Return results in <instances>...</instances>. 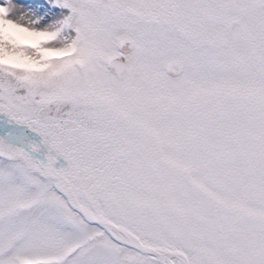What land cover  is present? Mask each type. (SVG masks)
<instances>
[{"label": "rangeland", "instance_id": "374dc122", "mask_svg": "<svg viewBox=\"0 0 264 264\" xmlns=\"http://www.w3.org/2000/svg\"><path fill=\"white\" fill-rule=\"evenodd\" d=\"M21 1L0 0V106L6 111L19 109L25 121L37 125L47 138L55 133L52 139L59 145L55 155L71 182L85 191V202L100 201L98 208L105 217H121L151 244L174 248L185 244L196 251L189 254L194 264H264V18L259 30L257 26L246 30L249 16L264 12V0L259 4L246 0L251 6L245 10L242 37L235 30L228 36V29L230 41L223 49L214 47L219 50L212 49L208 59L188 61L179 77L157 76L172 96L162 89L157 93L144 89L142 72L160 69V60L167 56H162L167 46L161 47V35H168L185 52L190 50L186 40H199L183 36L179 42V30H165L160 19L142 25L129 12L132 5L146 2L179 13L175 6H189L190 0H33L26 8L28 23L11 24ZM51 12L58 15L47 21ZM208 25L219 33L225 29L218 19H209ZM104 28L115 34L131 30L136 38L149 32L156 39L152 53L159 58L157 63L143 57L142 48L135 50L125 78L137 87L124 91L141 114L134 115L151 123L171 157L121 158L97 151V131L118 133L116 127H107L100 113L108 105L97 89L105 80L114 81L103 64H96L101 62L99 44L87 43L93 57L79 65L86 42L72 57L48 61L43 56L45 51H61L82 33L109 48L115 35L103 39ZM201 32L205 38L212 35L211 30ZM168 37L163 36L165 44ZM29 66L46 68L28 70ZM113 79L118 86L126 83ZM215 81L221 85L214 86ZM138 144L135 138L131 147ZM69 148L81 152L74 154ZM11 154L15 161L6 158ZM48 183L39 162L0 134V264H21L17 258L28 256L29 261L46 253L53 259L71 254L65 260L50 258L48 264H163L106 234L77 248L80 237L100 229L72 209L65 195L48 189ZM175 261L186 264L179 255Z\"/></svg>", "mask_w": 264, "mask_h": 264}, {"label": "flooded vegetation", "instance_id": "af4514ba", "mask_svg": "<svg viewBox=\"0 0 264 264\" xmlns=\"http://www.w3.org/2000/svg\"><path fill=\"white\" fill-rule=\"evenodd\" d=\"M193 4L189 6L184 5H177L175 6L180 12L177 13L173 7H168V14L166 9L164 8L163 11H160V17L164 18L170 25L171 23L177 26L180 30V34L178 35V41L181 42L183 35L188 37H195L199 40V30H209L208 21L209 19H218L220 25L224 27H230L234 24H238L243 16L241 12L242 9L245 7L246 0H190ZM232 12V13H231ZM200 16L206 18L208 21L200 20ZM213 31V29H211ZM215 32H212V36H207L203 38L206 41V44L214 45V36ZM219 38V37H218ZM110 76L116 79H124L127 84H131L132 81L126 79L127 71L121 76L118 77L112 71H108ZM142 72V71H141ZM108 83L109 80H106ZM109 95V92L105 93ZM118 108V107H117ZM114 106L112 108H102L100 111L101 115L105 119L104 123L112 124L114 126H122V125H130L131 123L138 124V120L135 119L134 116L129 114L127 111H123L121 115L124 117H117V114L114 112ZM156 145H153L152 142H149L147 139L140 138V141H145L149 144L150 149L147 150H140L137 149L135 152L136 154H144L145 156H164L165 154L162 153L161 150L160 140L156 137ZM124 143H130L131 140L125 138L122 140ZM102 143V151L106 153V155H114L113 148L114 145L117 143L116 140H112L110 138H101ZM109 148V149H108ZM120 155L125 156H135L133 151L129 149H123Z\"/></svg>", "mask_w": 264, "mask_h": 264}, {"label": "bare ground", "instance_id": "6f19581e", "mask_svg": "<svg viewBox=\"0 0 264 264\" xmlns=\"http://www.w3.org/2000/svg\"><path fill=\"white\" fill-rule=\"evenodd\" d=\"M33 2V0L31 1V0H22L21 1V5L20 6H18V9L15 11V13H14V20H13V22H11V24H14V25H17L18 23H19V21L20 22H23V23H28V20L30 19V18H28V15H27V9L26 8H28V6H30L29 4H31ZM32 6V10H33V5H31ZM55 15H58V13H56V12H51V15H50V17L48 18H46V20L47 21H54V19L56 18V16ZM34 17V16H33ZM53 18V19H52ZM73 191H74V193H75V195L76 196H78V197H80L81 196V191L77 188V187H75V186H73ZM127 232V234L130 236V237H133V235L129 232V231H126ZM121 236L124 238V239H126V237H124L125 235L122 233L121 234ZM95 241V240H94ZM87 245H85L84 247H86ZM99 246H103V243H100L99 244ZM83 247V248H84ZM83 248H81V249H83ZM80 250V249H79Z\"/></svg>", "mask_w": 264, "mask_h": 264}, {"label": "water", "instance_id": "95a60500", "mask_svg": "<svg viewBox=\"0 0 264 264\" xmlns=\"http://www.w3.org/2000/svg\"><path fill=\"white\" fill-rule=\"evenodd\" d=\"M115 68V67H114ZM41 141H42V143L43 144H45L44 143V141L41 139ZM46 145V144H45ZM47 154V151L45 152V155ZM49 161H48V159H46L45 161H44V166H45V168H47V166H49ZM76 201L78 202V204L80 205V207H81V211L85 214L87 211H89V209L88 208H86L84 205H82L80 202H79V200L78 199H76ZM90 212V211H89ZM144 249L146 250V251H149V252H152V249H151V247H148V246H146V245H144ZM161 254V253H160ZM161 257L164 259V260H166V258H168L167 257V255H165V254H161Z\"/></svg>", "mask_w": 264, "mask_h": 264}]
</instances>
